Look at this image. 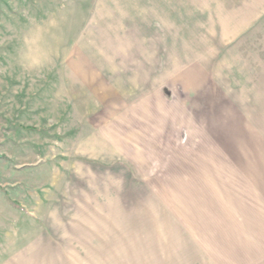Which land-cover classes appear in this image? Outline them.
Returning a JSON list of instances; mask_svg holds the SVG:
<instances>
[{"label":"rangeland","instance_id":"rangeland-1","mask_svg":"<svg viewBox=\"0 0 264 264\" xmlns=\"http://www.w3.org/2000/svg\"><path fill=\"white\" fill-rule=\"evenodd\" d=\"M228 110L264 128V0H0V264H264L169 196L238 171Z\"/></svg>","mask_w":264,"mask_h":264},{"label":"crops","instance_id":"crops-1","mask_svg":"<svg viewBox=\"0 0 264 264\" xmlns=\"http://www.w3.org/2000/svg\"><path fill=\"white\" fill-rule=\"evenodd\" d=\"M201 84L205 83L201 82ZM205 86L206 91L203 92L202 96L214 98L215 95H218L212 87L213 84L208 82ZM237 113L234 110H228L226 113V117H230L227 127L230 134L233 135L230 136L231 142L227 143V147L229 150H235L236 137L240 139L238 141L242 139V153H238V156H242L246 162L248 161V164L246 163L242 167V172L239 168L241 157L239 163H235V168L238 167V171L235 173H230V159L222 160L224 167L218 168L222 173H215L217 169H215L214 164L219 161H215L214 158L209 162H204L201 159L195 162L194 159L195 163L190 165L191 168L185 174H176V187L173 194L169 195L170 198H174L173 206L176 220L178 219L177 221L182 224L186 223L185 227L182 226L183 228L191 230L209 229L214 232L217 241L219 238L226 239V243H231L228 240H242L243 236L254 238L255 231L252 230H258V235H262L264 230V132L262 131L264 128L259 129L256 126V132L251 131L252 127L247 126L246 123H240V116ZM230 127L233 131L230 130ZM245 141L248 143L246 144ZM244 144L245 147H243ZM246 168H249L248 172ZM235 181L240 182L242 189L238 190V184H234ZM183 185L189 186V188H183ZM179 186L182 189L177 188ZM233 186H237V189H233ZM219 196H223L224 199L226 197V200L222 201V206L216 205ZM183 201L185 204L189 203L193 210L188 211L189 213H183L184 206H187L184 205ZM183 214H197L201 219L183 218ZM205 235L206 233H203V236ZM254 243L256 242L253 241L251 244ZM202 255L205 257L198 258L200 254L197 252L196 261L192 259L190 264H210V260L207 259L209 255ZM173 262L174 258L170 260L169 264Z\"/></svg>","mask_w":264,"mask_h":264}]
</instances>
